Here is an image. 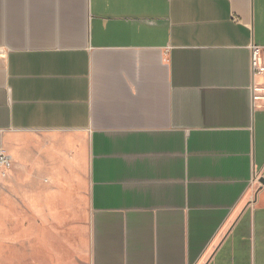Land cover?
I'll list each match as a JSON object with an SVG mask.
<instances>
[{
    "label": "crops",
    "instance_id": "crops-1",
    "mask_svg": "<svg viewBox=\"0 0 264 264\" xmlns=\"http://www.w3.org/2000/svg\"><path fill=\"white\" fill-rule=\"evenodd\" d=\"M252 44L264 0H0V179L85 181L84 264H264ZM72 194L0 187L19 264H80L73 243L31 235Z\"/></svg>",
    "mask_w": 264,
    "mask_h": 264
},
{
    "label": "rangeland",
    "instance_id": "rangeland-1",
    "mask_svg": "<svg viewBox=\"0 0 264 264\" xmlns=\"http://www.w3.org/2000/svg\"><path fill=\"white\" fill-rule=\"evenodd\" d=\"M0 179V187H64L74 189V194L68 198V205H62L51 211H43V219L53 218L55 219L53 226H42L38 228H32L31 235H48L50 237L59 236L64 242L62 248L65 250H71V244L75 246L76 257L79 259L80 264H84L85 250L87 248V234H88V222H89V210L86 201V183L80 177L71 178L67 176V173L61 171L52 180L48 177L36 176L33 172L30 173V177L26 179H18V177L2 178ZM12 197H18L12 196ZM67 197V196H66ZM7 204L4 206L3 202H0V255L3 252H7L9 259L5 261L9 264H19V224L17 212H8ZM12 209H17L13 208ZM17 211V210H15ZM34 215V214H33ZM5 223H10L5 225ZM55 239H53L54 241ZM9 241V242H7ZM70 241L69 243H65ZM7 242V243H6ZM34 245V244H33ZM22 246V245H21ZM2 262V260H0ZM33 262V261H32Z\"/></svg>",
    "mask_w": 264,
    "mask_h": 264
},
{
    "label": "built area",
    "instance_id": "built-area-1",
    "mask_svg": "<svg viewBox=\"0 0 264 264\" xmlns=\"http://www.w3.org/2000/svg\"><path fill=\"white\" fill-rule=\"evenodd\" d=\"M263 52H264L263 47L252 44L250 67L253 76L262 75L264 73ZM252 90H257V88L254 85H252ZM253 98L259 99L261 97L257 94H254ZM10 167H11L10 155L4 152L3 150H0V176L6 177Z\"/></svg>",
    "mask_w": 264,
    "mask_h": 264
}]
</instances>
